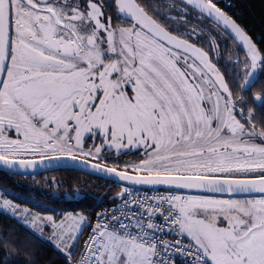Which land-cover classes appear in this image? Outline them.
<instances>
[{
	"label": "snow or ice",
	"instance_id": "1",
	"mask_svg": "<svg viewBox=\"0 0 264 264\" xmlns=\"http://www.w3.org/2000/svg\"><path fill=\"white\" fill-rule=\"evenodd\" d=\"M177 7L235 33L232 75L138 0H0V163L90 167L122 187L92 219L25 213L62 264H264V115L237 119L233 101L264 49L216 0ZM246 102L264 106V89Z\"/></svg>",
	"mask_w": 264,
	"mask_h": 264
},
{
	"label": "trees",
	"instance_id": "2",
	"mask_svg": "<svg viewBox=\"0 0 264 264\" xmlns=\"http://www.w3.org/2000/svg\"><path fill=\"white\" fill-rule=\"evenodd\" d=\"M229 1L231 7L226 10L228 16L233 18L258 47L264 49V0ZM104 2L110 3V0H104ZM138 2L146 10L151 9L154 13L162 14L165 20H172L175 32L183 33L186 24L187 30H191L189 27L192 26L199 27L192 22L191 18L185 20V17L180 15L184 9H178L177 6L181 4L178 0H138ZM112 15L114 25L127 24V20ZM177 16L180 19L179 23H176ZM205 27L200 31L202 37L197 36L199 33L192 30L191 42H194V45L201 50H205L210 62H213L214 66L218 64L222 73L232 75L236 62L235 42L214 24L209 23ZM205 31L209 34L204 33ZM206 42L210 43L211 47L206 46ZM240 58L242 59V56ZM259 77L256 85L246 93L248 99H251L250 95H258L261 89H264V73H260ZM240 83L243 84V80ZM235 96L241 101L240 91H237ZM262 109H264L263 106L256 107L253 112L258 121L264 115V112L260 111ZM239 110L241 111V107ZM120 188L121 186L112 182L70 169L34 176H16L0 171V239L11 237L12 242L20 249L19 252L10 247L2 249L0 258L5 259L6 264H27L25 251L35 249L43 264H62L54 247L47 243L48 239L37 240L32 237L31 232H38V230L33 228L30 218L28 219L25 213L32 215L86 214L89 219H92L95 208L102 203L114 201L113 198L116 197ZM5 200L12 206L4 208ZM76 254L78 255L79 251Z\"/></svg>",
	"mask_w": 264,
	"mask_h": 264
},
{
	"label": "water",
	"instance_id": "3",
	"mask_svg": "<svg viewBox=\"0 0 264 264\" xmlns=\"http://www.w3.org/2000/svg\"><path fill=\"white\" fill-rule=\"evenodd\" d=\"M178 1H180L182 3V0H178ZM183 2L186 3L187 0H183ZM121 18L123 20H127V18H124V17H121ZM229 18L231 20H233V18H231L230 16H229ZM233 22L237 25V27L239 29H241L234 20H233ZM218 28H220L223 32H225L224 29H223V25L222 24ZM227 35L233 41H235V44L239 43L238 38L235 37V33L231 32V29L228 30ZM65 169L79 171V172L84 173V174H86L88 176L97 177V178L112 182V183L117 184V185L120 186L119 182H117L116 180L112 179L111 177H109L106 174H103V173L95 174V173H93L90 170V167H89V169H84L83 166H77V167H63V166H61V167H57V166H55V163H53L52 166H48L47 164H44V165H40V166H38L36 168L21 169L18 165L14 166L13 168H8L7 166H3L2 163H0V171L5 172L7 174H11V175H16V176H34V175H39V174H42V173H48V172H52V171L65 170ZM130 188L135 189L133 186H130Z\"/></svg>",
	"mask_w": 264,
	"mask_h": 264
},
{
	"label": "built area",
	"instance_id": "4",
	"mask_svg": "<svg viewBox=\"0 0 264 264\" xmlns=\"http://www.w3.org/2000/svg\"><path fill=\"white\" fill-rule=\"evenodd\" d=\"M218 6L225 11L228 10L231 7L230 1L229 0H216ZM122 192V188L119 190V192L117 193L116 197L118 196V194H120ZM125 195H128V193L126 192ZM138 195H142V193L137 192L135 189H132L131 191V197H135ZM130 197V198H131ZM121 202L118 199H115L112 202H107V203H102L100 205H98L93 213L92 218H94V216L98 213H104V212H108V211H112L115 210L114 209V205H119ZM88 229L86 230L87 233ZM79 255V254H78Z\"/></svg>",
	"mask_w": 264,
	"mask_h": 264
},
{
	"label": "rangeland",
	"instance_id": "5",
	"mask_svg": "<svg viewBox=\"0 0 264 264\" xmlns=\"http://www.w3.org/2000/svg\"><path fill=\"white\" fill-rule=\"evenodd\" d=\"M122 25H126L125 23L124 24H122ZM188 25H190V24H188ZM206 28V27H205ZM204 27H203V29H205ZM189 29H191V30H187V32L188 33H191V32H193L192 30H194L195 29V31L196 32H198L199 33V35H197V36H203L202 35V33L200 32L201 31V26H199V27H195V26H192V27H189ZM204 33H207V34H209V32L208 31H205ZM196 37V36H195ZM206 46H209V47H211V44L210 43H207L206 42ZM232 59V58H231ZM251 96V98H253V97H255L256 95H250ZM235 98H237L236 96H235ZM237 99H239V98H237ZM236 99V102H238L239 104H241V107H244V109H245V114H246V116H248V114L249 113H253L254 111H255V108L256 107H254L251 103H247L246 102V100H250V98L248 99V97L247 98H245V99H243L242 100V98L240 97V100L241 101H239V100H237ZM248 107V110H246V108ZM258 107H261V106H258ZM264 107V106H263ZM237 112H236V116H237V119H238V117H240V112L238 111V110H236ZM261 112L263 111L264 112V109H262V110H260ZM247 118V117H246ZM126 159H131V157H128V158H126ZM29 219V218H28ZM30 220V219H29ZM28 222H30V221H28ZM29 226H31V225H29ZM36 230H38V229H36ZM86 232V231H85ZM50 235V229L49 230H46L44 233H43V237L44 238H46V239H48L49 238V236H48V234Z\"/></svg>",
	"mask_w": 264,
	"mask_h": 264
},
{
	"label": "flooded vegetation",
	"instance_id": "6",
	"mask_svg": "<svg viewBox=\"0 0 264 264\" xmlns=\"http://www.w3.org/2000/svg\"><path fill=\"white\" fill-rule=\"evenodd\" d=\"M246 97H248V96H246ZM245 97V98H246ZM233 101H234V103L236 104V110H238L239 112H240V107H241V104H239L238 102H236V98H235V96H234V98H233ZM243 109H244V107H243ZM237 112V111H236ZM244 117L246 118L247 116H246V114H245V109H244ZM238 119H240V117H238Z\"/></svg>",
	"mask_w": 264,
	"mask_h": 264
}]
</instances>
